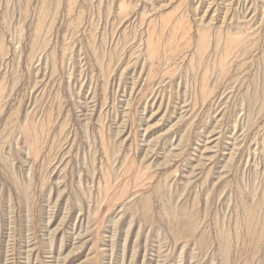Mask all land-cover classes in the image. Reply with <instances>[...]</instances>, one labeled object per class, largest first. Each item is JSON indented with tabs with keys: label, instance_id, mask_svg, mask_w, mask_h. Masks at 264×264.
Wrapping results in <instances>:
<instances>
[{
	"label": "rangeland",
	"instance_id": "obj_1",
	"mask_svg": "<svg viewBox=\"0 0 264 264\" xmlns=\"http://www.w3.org/2000/svg\"><path fill=\"white\" fill-rule=\"evenodd\" d=\"M0 264H264V0H0Z\"/></svg>",
	"mask_w": 264,
	"mask_h": 264
}]
</instances>
